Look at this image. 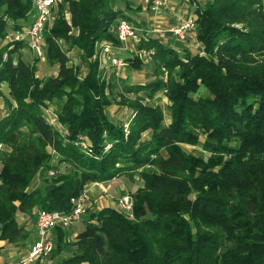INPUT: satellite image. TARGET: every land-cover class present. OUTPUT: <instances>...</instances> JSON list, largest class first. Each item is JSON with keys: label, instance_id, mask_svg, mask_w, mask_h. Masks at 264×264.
Wrapping results in <instances>:
<instances>
[{"label": "trees", "instance_id": "obj_1", "mask_svg": "<svg viewBox=\"0 0 264 264\" xmlns=\"http://www.w3.org/2000/svg\"><path fill=\"white\" fill-rule=\"evenodd\" d=\"M193 6L195 51L170 30L174 44L132 24L135 51L114 56L139 69V53L147 52L152 77L123 85L115 100L126 116L114 121L105 110L113 85L100 74L96 46L119 44L117 21L129 22L123 10L111 0H55L43 29L55 73L40 78L19 52L25 42L9 37L30 23L32 1L0 0V39L7 37L0 42V85L7 88L0 150L11 148L0 151V242L23 247L36 210L67 212L88 183L125 176L136 182L125 192L131 213L86 209L74 237L68 227L51 229L53 248L43 259L264 264V0ZM72 47L78 63L70 62ZM157 92L167 99L166 114L153 100ZM82 137L84 148L75 144ZM59 166L66 170L33 186L35 176Z\"/></svg>", "mask_w": 264, "mask_h": 264}, {"label": "built area", "instance_id": "obj_2", "mask_svg": "<svg viewBox=\"0 0 264 264\" xmlns=\"http://www.w3.org/2000/svg\"><path fill=\"white\" fill-rule=\"evenodd\" d=\"M33 14L30 23L22 27L20 30L14 31L11 34L12 39L24 41L25 44L37 55L42 54L41 44L43 42V29L50 23L51 19V6L55 0H31ZM161 0H151L149 9L154 11L157 6L161 4ZM194 20L193 17L178 19V22L170 26V30L179 39L184 38L187 31H193ZM116 37L118 39L120 47H125L128 39L136 37L137 32L135 27L127 20L120 18L117 21L115 28ZM112 44V43H111ZM110 43H105L102 46V51L109 54V62L119 69L124 66V61L111 55ZM50 124L56 123L55 118L48 115L47 118ZM125 130V129H124ZM66 133V131H64ZM79 145V142L75 143ZM82 148L85 147L83 143H80ZM97 185L98 183H94ZM86 192L84 188L81 193L75 197L70 198L71 209L67 212L59 210H45L38 209L35 212L34 228L36 233V240L27 248L25 254L14 264H33L35 262H41V260L47 256L53 248L52 238L50 236L51 229L53 227L67 228L74 225L80 216L85 212L87 205L84 206ZM117 198L116 208L126 214L131 213L132 201L131 198L125 193L120 194ZM11 264V263H9Z\"/></svg>", "mask_w": 264, "mask_h": 264}, {"label": "rangeland", "instance_id": "obj_3", "mask_svg": "<svg viewBox=\"0 0 264 264\" xmlns=\"http://www.w3.org/2000/svg\"><path fill=\"white\" fill-rule=\"evenodd\" d=\"M128 1H130L131 4H133L135 6V8H133V10H136L135 12H137V9L142 6V7H145L146 9L142 8L143 10H141V11H144L145 14L148 15V13H146V12H148L147 9H149V8H147V7H149V5L151 3V0H128ZM111 2L115 3V2H117V0H111ZM124 2H125L124 0H121L120 4L123 5ZM161 2H162L161 4H163L164 0H161ZM118 6H120V5H118ZM159 6H157V9H158ZM191 17H193V15ZM12 33H10L9 37H11ZM192 33H193L192 34L193 36H191V37L186 36L185 37L186 39L183 38L184 40L182 42H183L184 45L188 46L190 49L195 51L197 49V47H198L197 46L198 44H197V41H195V39H194V31ZM137 37H138V34L136 35L135 38L132 39V41H129V42L127 41L125 46L129 47L130 50L135 51L134 50L135 49L134 45H135V40L137 39ZM6 38L7 37H4V38L0 39V42H4L6 40ZM58 41L60 42L61 40H58ZM105 43H110V42L102 40L96 46V52H97L96 54H97V56H99V61H100V64H99L100 74L105 79L109 78V80L112 81V85H113V86H111V94H109V96L112 98V102L113 103L111 105H109L105 110H106L107 115L112 120L119 121V120H123L125 118V116H126V107L123 104H121L119 102H116L115 97H116V99H120L121 98V96H119V91H122L123 90V88H122L123 85H125V83H127L131 79L133 81H137V80L138 81H140V80L145 81V80L150 79L152 77V75L149 74L148 72H146L147 70L145 69L146 66H150L151 59L147 55L148 54L147 52L141 51L139 54L141 56V59L143 61V65H144L142 68L137 69V68H133L131 66H126V65L122 66L119 69H116L114 67V68L111 69V73L109 74V77H108L107 71L106 72L103 71L104 68H105L104 64L108 60L107 56L105 54H103V51H102V46ZM110 45H111V47L109 48L110 49V53H111V48L113 46H116L115 50L119 49V47H120V45L118 43H115V44H111L110 43ZM62 46L64 47V45H62ZM41 50H42V54L37 56L33 52H31V50L28 49L26 46H22V47L19 48V52L21 53V55L25 59H27L30 63H32L34 65V73H35V75L37 77H40V78L41 77H45L48 74L54 73L52 71L55 70L54 64L45 57V45H44L43 42L41 44ZM67 53H68V55L71 58L70 62L78 63L80 61L79 57L77 56V54H78V50L77 49L72 47ZM80 67L81 68L83 67L82 63H80ZM6 90H7L6 86L4 84H1L0 85V106H1L2 109H4V105L3 104H4V96H5ZM200 91H203V88H200ZM124 95L128 96L129 98H132V97H134L136 95V93H134V92L126 93V92H124ZM153 100H154V102H156L161 107V109L164 112V114H166L165 104L167 102V99L165 98V96L162 93L157 92V93H155L153 95ZM166 120H167V118H165V121ZM200 138H203V137L201 136ZM78 142H79L80 146H81L80 143H83L85 146H87L86 142H88V140H85L83 138V139H80ZM185 148L189 152L194 153V154H198L199 151H200V147L199 146L186 145ZM10 149H11L10 147L9 148L7 147V148H2L0 151L1 152L2 151L3 152H8V151H10ZM50 154H51V156H50L49 164H51V163L54 164V162L56 161L57 155L52 150L50 151ZM63 169L66 170V167L65 168H63V167L61 168V166H59V169L57 171H54L52 169H48L42 175H40V173H39L38 176H35L36 177V183H34L33 186H37V185H39L38 183L44 181V177L45 176L53 177L57 173H62ZM135 185H136V182L130 181L125 176H120V177H118L116 179H111V180H108V181H105V182H101V183L98 182L97 185H95L94 182L90 183V184L88 183V185L84 186V190L86 192V194H85L86 198H85V201H84V206L89 205V201L92 202V200H93V198L91 197L92 195H90V193L88 191V189L91 186H93L95 188L96 187L99 188L101 195L105 194L106 196L108 195V196L112 197V195H114V193H116L117 190L120 191L119 194H125L126 191H129V190L131 191V189H133L135 187ZM117 198H119V197H117ZM117 198L113 199L114 206H116V203H117V200H118ZM19 221H20V219H19ZM76 224L78 225L77 226V230L78 231L81 230L82 229V225H80L79 223H76ZM7 245H8V248L9 247H13V244H11V243H9ZM0 258L1 259H6L7 258L6 254H2L1 253L0 254ZM41 261L42 262H46V258L41 260ZM16 262H17V260H15V261L13 260L11 262V264H14Z\"/></svg>", "mask_w": 264, "mask_h": 264}, {"label": "crops", "instance_id": "obj_4", "mask_svg": "<svg viewBox=\"0 0 264 264\" xmlns=\"http://www.w3.org/2000/svg\"><path fill=\"white\" fill-rule=\"evenodd\" d=\"M120 1L121 0H117V2L113 3V5L121 8L124 14L128 16L129 22L141 30L138 33H143V31L145 33H152L153 35L160 37L162 40L173 44L175 43L176 40L172 35V33L168 31L169 27L175 25L180 17L182 18L191 17L193 15L192 10L194 6L192 5H194V2L199 6H202L205 2V0H164L163 4H161L157 10L152 11L150 9H147L148 12L146 13H148V15H146L144 11H141L143 10L142 8L146 9L145 7L141 6L140 8L137 9V12H135L136 10H133L135 6L131 4L130 1L124 0L125 2L123 3V5L120 4ZM30 18H32V15L30 16ZM192 34H193L192 31H187L185 37L186 36L191 37L193 36ZM127 41L128 42L132 41V39H128ZM25 46L28 49H30L26 44ZM115 47L116 46H113L111 48V55H115V56L117 55L121 57L127 53L125 47L128 48L127 50L130 49L129 47L125 46L124 49L123 47H119V49L115 50L116 49ZM31 52L33 51L31 50ZM104 67L105 68L103 71L105 72L107 71V75L109 77V74L111 73V69L113 68V66L109 65V60L106 61ZM52 72L55 73V70H53ZM130 81L133 80L131 79ZM88 191L90 195H92L91 197L93 198V200L92 202L89 201V205H87V210L89 209L91 210L93 208H99V207H106V206L115 207L113 203V199L117 198L118 195H120L119 190H117V192L114 193L112 197L108 195L106 196L105 194L101 195L99 188L97 187L95 188L93 186H91L88 189ZM77 226L78 225L75 223L74 225H71L70 227L67 228L69 238L74 237V235L77 233L78 231ZM28 228L30 229V237L28 241H26L23 247L21 246L17 247L13 245V247L8 248L6 242H0V254L1 253L6 254L7 257L6 259L0 258V264H9L13 260L18 261L25 254L27 248L32 244V242L36 240L37 236L35 233L34 223L30 225ZM52 261H53L52 259L47 258L46 262H42L41 264L44 263L51 264Z\"/></svg>", "mask_w": 264, "mask_h": 264}]
</instances>
